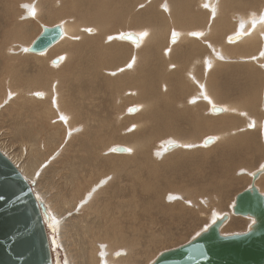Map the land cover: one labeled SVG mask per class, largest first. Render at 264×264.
Segmentation results:
<instances>
[{
	"label": "bare ground",
	"instance_id": "bare-ground-1",
	"mask_svg": "<svg viewBox=\"0 0 264 264\" xmlns=\"http://www.w3.org/2000/svg\"><path fill=\"white\" fill-rule=\"evenodd\" d=\"M96 1L97 5L93 0H37L31 5L35 8V15H29L28 11L26 20L32 16L46 21H58L57 24L63 29L62 37L44 52H31L29 48L37 37L28 44L34 28L26 21L19 26L22 34L18 32L10 40L7 39L8 43H4V53L0 57V106L8 104L4 106L0 117L5 113L17 117L20 128L24 130L22 134H25L19 142H30V150L26 147L16 150V145L6 142L8 138L3 139L2 136L0 150L11 159L29 183L37 181V186H33L32 190L36 198L45 203L47 212L52 216L82 211L76 212V216L69 219L73 234L78 237L75 246H81V264H139L144 261L158 243L161 244L165 239L157 234L156 214L167 215L177 221L185 216H209V210H205L204 206L211 204L210 209L221 211L219 215H213L215 217L212 222L225 213L229 216L221 227L222 233H233L245 226L248 229V222L242 219V215H232V208L224 212L226 209L223 210L222 206L231 189L244 179L247 180V177L234 176V173L240 171L237 169L243 168L242 172L251 175L252 182L253 172L264 164L262 162L252 172L246 169L264 151L256 139L260 136L264 144V98L259 99L262 104L260 108L259 103H256V94L251 92L246 95L247 87L242 88L243 83L247 85L248 82L250 86L254 84V87L261 75L264 78V55H261L264 53V22H261L264 0H209L215 8L212 12L204 9L206 0H166L165 5V0ZM67 8H72V11ZM186 10L191 12L188 20L183 22ZM205 11L208 17L204 16ZM18 16L21 21H25L21 13ZM193 25L204 26L192 32L190 29ZM41 26L43 30L46 25ZM126 27L136 28L137 31L118 33L117 30ZM233 27L240 28L228 34ZM207 30L218 35L215 40L210 37L211 34L203 38L193 35ZM111 33L118 34L109 37L107 44L111 41L114 44L106 46L102 40L105 41ZM128 33L136 34L139 40L133 42L125 39L123 34ZM236 35L237 38L232 39ZM20 36L26 38L27 45L19 43ZM173 36L175 39L172 41ZM124 41L139 48L131 54L121 51L119 46L128 45ZM21 48L27 53L22 52ZM235 52L260 70L248 63L243 67L234 66L230 58L234 57ZM22 54L33 56L26 60L28 63L21 65L25 69L23 74L18 72L20 62L24 59ZM159 54L160 58L153 56ZM122 55L130 56L126 62L118 65ZM55 58H59L58 62L54 61ZM31 61L35 62L34 65L26 69ZM233 69L238 74L234 77L231 76ZM110 77L116 79L111 80ZM86 79L89 83H84ZM140 81H145L143 86H139ZM134 82L138 87H134ZM235 82L238 84L235 85ZM107 85L110 86V92L106 94ZM237 86L240 88L235 89ZM232 91L239 93L238 96ZM161 102H164L165 110ZM110 105L112 108H120L117 120L133 122L129 127L132 128L124 136L118 134L120 121L115 120L111 130L102 129L107 122L105 111ZM216 106L221 107L222 112H214ZM187 107L197 114L193 121ZM227 110L225 114H220ZM207 112L210 120L206 119L201 124L200 117L206 116ZM243 114H250L253 118L250 122L242 119V123L238 118H243ZM10 127L12 130L8 135L14 137L17 131L12 124ZM77 128L82 130L76 131ZM203 131L204 134H213L208 136L213 138L210 144H205V139L197 135ZM167 132H172L167 135L173 136L174 140L169 139L170 144L165 148L173 151L166 152L164 147L158 148L156 144L147 148ZM66 136H70L67 148L71 147L72 155L69 156V152L65 151L66 157L61 161L64 170L58 166L59 161L47 164L48 167L44 169L48 156L56 152L57 148L65 146ZM106 136H111V143L124 141L126 152H115L116 146L105 145L108 139ZM200 139L204 145H210L202 153L209 155L215 151L214 161L221 162L211 164L212 170L207 180L208 187L216 195H204L205 202H209L202 205L193 202L195 200L191 198V207H186L184 203H187V194L200 197L197 191H189L187 186L182 190H164V187L175 186L176 179L182 183L194 182L198 185L199 177L193 175L192 179H186L183 176L186 171L183 169L192 163H199V152L185 149L199 144L197 142ZM111 148L114 156L104 157L103 152H111ZM153 148L162 151V158L159 159L157 153H153ZM230 149L233 151L227 153ZM237 150L245 154L235 157H240L238 160L242 165L233 170L235 167L232 159L239 153ZM109 159L118 162V165L105 167ZM125 166L129 167V171L124 170ZM102 171L106 173L101 174ZM108 172L114 174L112 178L117 175L119 181L114 178L115 181L109 184L106 191L98 193L99 202H91V193L96 190L95 187L107 182L102 180L98 183V180ZM99 173L98 179L94 180ZM130 174H136L138 179L134 176L128 180ZM44 175L53 182L64 183L63 191L66 193L62 194L61 202H58L60 194L55 197L56 193L50 194L47 188L41 190L40 180L41 177L43 180ZM262 176L264 172L257 179L256 185L264 193ZM103 192L104 197H101ZM168 192L184 196L183 203L169 205L167 208L164 201ZM177 197L173 195L171 198ZM57 202L60 210L55 207ZM100 204L106 205V211L103 210L105 212L101 213ZM97 217L103 219V222L95 224L94 218ZM52 219L49 215V220H44L53 262L72 264V260L69 261L70 258L67 259L64 254L63 244L57 240L56 235L60 236L56 229L57 221ZM53 248L61 250L60 253H54Z\"/></svg>",
	"mask_w": 264,
	"mask_h": 264
},
{
	"label": "rangeland",
	"instance_id": "rangeland-1",
	"mask_svg": "<svg viewBox=\"0 0 264 264\" xmlns=\"http://www.w3.org/2000/svg\"><path fill=\"white\" fill-rule=\"evenodd\" d=\"M36 1L37 0H0V57L3 55V53H4V51H3V49H4V46L6 45V44H4V43H8L9 41H7V39L8 40H10L13 36H15V34L16 33H18V32H20V30H19V26L22 24V23H24V22H26V21H29V22H27L29 25H31V26H33V28H34V31L30 34V39H29V41H28V44L31 42V41H33V39L34 38H36L39 34H40V32L42 31V26H41V24H44V25H46V26H54V25H56L57 23H58V21H46V20H44L43 18L42 19H36V18H34V17H32V16H29V19L30 20H26V15H27V12H28V9L27 8H25L24 7V5H29V6H31V5H33L34 3H36ZM133 1H135V0H133ZM22 2V4H19V3H21ZM93 2H94V4L95 5H97V1L96 0H93ZM167 1L165 0L164 1V5L165 4H167L166 3ZM205 4H207L208 5V7H205ZM21 5V6H20ZM22 5H23V7H22ZM194 5V2H193V4H192V6ZM142 7V6H141ZM203 7H204V9L205 10H208V11H210V12H212V11H214V7L210 4V1L209 0H206V2H204V4H203ZM21 10H24V12H22ZM67 10L68 11H72V8H67ZM190 10H186L185 11V14H184V16H183V22H185V21H187L188 20V17H189V15H190ZM206 12V14H204V16L205 17H208V15H207V11H205ZM22 14V18H24L25 19V21H21V19H19V14ZM215 15H216V13H215ZM211 16H212V13L210 14V18H211ZM214 16V15H213ZM202 26H204V25H202ZM202 26H200V27H202ZM200 27H197V25H193V28H191L190 30L192 31V32H194L193 31V29H197L196 31H199L198 30V28H200ZM238 28H240V27H237V29ZM124 29V30H123ZM136 28H121V30H117V31H119L118 33H120V32H124V31H130V30H134V31H137V29L135 30ZM237 29H234V27L232 28V29H230L229 31H228V34H230V33H234V31H236ZM201 31V30H200ZM118 33H111V34H109L108 36H107V39L104 41V39L102 40L103 42H104V45H106V46H110V45H113L114 44V42L113 41H111L110 43H108L107 44V41H108V39H109V37H116L114 34H118ZM141 33H143V32H141ZM20 34H22L21 32H20ZM211 34V35H210ZM205 35H210V37H212L214 40H215V38L218 36L217 34H215V33H211V31L210 30H207L205 33H203V32H201L200 33V37L199 38H203ZM220 35V34H219ZM24 40H25V42H24ZM26 42H27V40H26V38L25 37H19V43L20 44H22V45H27L26 44ZM123 42V41H122ZM125 42V41H124ZM168 42V41H167ZM218 43H220V41H217ZM25 43V44H24ZM125 43H128V45L126 44V45H124L123 47H120L119 46V50H121V51H125V52H127L128 54H131V52L133 53V51H134V49H138V48H136V47H134L131 43H129V42H125ZM216 50H221V49H216ZM21 51L22 52H24V53H27V52H25V50H23V48H21ZM152 53V52H151ZM29 54V53H28ZM28 54H22V56L24 57V59H23V62H20V68L18 69V72L19 73H21V74H23V72H24V68L23 67H21V65L23 64V63H28L26 60L27 59H31L30 57H33V56H29ZM48 53H46V55H47ZM153 54V53H152ZM234 55V57H232V58H230L229 60L230 61H233L232 63H233V65L234 66H236L237 68L238 67H243L242 65H244L245 63H248L247 62V59H245V58H242V57H240V55H239V53H234L233 54ZM129 56L130 55H128L127 57H124L123 55H122V59H121V62L118 64V65H120V64H122V63H124V62H126L127 60H128V58H129ZM154 57H158V58H160V56H161V54H159V55H153ZM236 60H235V59ZM237 59L238 60H240V61H237ZM243 59V60H242ZM25 60V61H24ZM244 61V62H243ZM241 62V63H240ZM35 63V62H34ZM34 63H33V61H31L30 62V66H27L26 67V69H30V67L32 66V65H34ZM248 64H250V65H252V66H254L257 70H260V68L258 67V66H256L254 63H248ZM239 65H241V66H239ZM263 68V67H262ZM264 69V68H263ZM102 70H103V68H102ZM103 72V71H102ZM1 73H2V71H1ZM0 73V74H1ZM104 74H105V70H104V72H103ZM219 73L221 74L222 73V70H220L219 71ZM236 75H238L237 74V71L235 70V69H233L232 70V74H231V76L232 77H234V76H236ZM119 77H121V76H119ZM241 77V76H240ZM242 78V77H241ZM110 79L111 80H114V79H116V77H114V78H112V77H110ZM244 81H246L247 82V80H244ZM127 82V81H126ZM84 83H89V81H88V79H86L85 80V82ZM144 83H145V81H140L139 82V86H143L144 85ZM236 84L235 85H237L238 83L237 82H235ZM256 85L253 87V85L252 86H250L249 84H248V82H247V85H246V83H243V89H244V87H247L246 88V90H245V94L246 95H250L251 94V92L252 93H254V94H256L255 95V98H256V103L259 105V107L261 108V106H262V104L260 103V100H262V98H264V78H263V76L261 75L260 76V79L259 80H257L256 82ZM124 84V83H123ZM258 84V85H257ZM259 84H261V85H259ZM123 86V85H122ZM121 86V87H122ZM138 87V85L134 82V87ZM253 87V88H252ZM202 88V87H201ZM237 88H240V86H237V87H235V89H237ZM234 89V88H233ZM259 89V90H258ZM108 92H110V86L109 85H107V87H106V94L108 93ZM234 94H235V96L237 97L238 96V94H237V92H234V91H232ZM256 92V93H255ZM232 93V94H233ZM259 97V98H258ZM260 99V100H259ZM109 100H111V99H109ZM162 104H163V108L165 107L164 106V102H161ZM6 104H8V103H5V104H3V105H1L0 106V114L4 111V106L6 105ZM167 104V103H166ZM165 104V105H166ZM255 102H254V108H255ZM222 106V105H221ZM224 107V106H223ZM6 109V108H5ZM166 108H164L163 110H165ZM181 109V108H180ZM118 110H120V108H112V106L110 105L109 107H108V110H106L105 112H107L106 113V115H107V122H105L104 123V125H103V128L102 129H105V128H107L108 130H111V128H112V126H114L115 125V120L116 121H120L119 119L117 120V114H118ZM124 110V109H123ZM122 110V111H123ZM187 110L188 111H190L191 112V110L187 107ZM202 111H203V109H202ZM128 112V111H127ZM226 112H228V110L227 111H225L224 113H220V114H225ZM211 114H214V113H212V112H210ZM182 113H179V115H181ZM201 114H202V112H201ZM203 114H204V112H203ZM202 114V115H203ZM3 115H5L4 117H3ZM26 115V114H25ZM189 115V117H190V119L193 121V117L196 119V117H197V114H196V112H191V113H189L188 114ZM206 116H203V117H200L201 118V124H203V122L204 121H207L206 119H208V120H210V114H209V112H207L206 114H205ZM219 115V114H218ZM245 115V116H244ZM237 117H239V115H236ZM12 117H13V119H12ZM9 116V114H7V113H5V114H2L1 115V117H0V137L2 136L3 137V139H6V138H8V140L6 139V142H9V143H11V145L12 144H14V145H16V147H15V149L16 150H21L22 148H27L28 149V151L30 150V142H23V143H21V142H19V141H21V138L25 135V134H22L23 133V129L22 128H20V126H19V123H18V120H17V117H15V116ZM124 117H126V115L124 116ZM251 118H253V116L252 115H250V114H243V118L242 117H239L238 119H239V121L240 122H242V119L245 121V122H250L251 121ZM10 120H12V122L10 121ZM25 120L26 121H28L29 120V118H25ZM247 120V121H246ZM10 122V123H9ZM121 123L119 124V126H121L119 129H118V134H121V135H126V133H128L127 131H129V129H131V128H129L132 124H133V122H131V123H125V122H127L125 119H122V121H120ZM243 123V122H242ZM8 124V125H7ZM10 124H12L14 127H15V129H16V133L13 135L14 137H10V134L8 135V133H10V130H12L11 129V127H10ZM126 124V125H125ZM263 124H264V117H263ZM79 128H77L76 129V131L78 130ZM258 129V128H257ZM79 130H82V128H80ZM5 131V132H4ZM250 131V130H249ZM204 132L205 131H203V132H201V133H198L197 135L198 136H202V138L201 139H205L206 137H208V136H212L213 134L212 133H205L204 134ZM7 133V134H6ZM71 133H74V131H72ZM168 133H171L172 134V132H167V133H163V134H161L160 136V138H157L153 143H151L147 148H150L151 146H152V144H156L157 146H158V148H163L164 147V149H165V151L166 152H171V151H173V150H167L165 147L168 145V144H170V140H174V138H173V136H169V135H167ZM242 134H246V135H248V133L247 132H243ZM8 136V137H7ZM1 137V138H2ZM70 136H66V144H65V146L63 147V148H57V150H56V152L55 151H53L52 152V154L51 155H49L48 156V159H46V163H45V165H44V169H45V167L47 168L48 167V165H52L53 163H55V161H59V164H58V166L60 167V168H62L63 169V164L61 163V161H62V159L64 158V157H66V154H65V151H68L69 152V156H71L72 155V151H71V147H68L67 148V142H68V140L70 141V138H69ZM108 139L105 141V145H108V144H110V147H114V146H117V145H121V146H123V144H125V142L123 141V142H121V141H114L113 143H111V136H106ZM260 136H257V141H258V144H261L262 145V147L264 148V144L262 143V141L260 140V138H259ZM43 138V137H42ZM20 139V140H19ZM170 139V140H169ZM201 139L197 142V143H199V144H196L194 147H192V148H186L185 150H187V151H192V152H199V155H198V160H199V163L198 164H196V163H192V165H187L186 166V168H184L183 169V171H186V174L185 175H183L186 179H192V176L193 175H195V176H198L199 177V181H198V185H196L194 182H191L190 184H187V183H182L181 181H180V179H176L177 180V182H176V184H175V186H172V187H170V188H165L164 187V190H168V189H179V190H182V189H184V187L185 186H187L188 188H189V191H197V193H199L200 195V197H197V195L195 194L194 195V197H191V196H189L188 194H187V197H185V201L187 202V203H184V206H186V207H191L190 205L191 204H189L191 201L190 200H192L191 198H193V200H195V201H193V202H195V203H197V202H200V205H202V203H208L209 201H207V202H205L206 200L204 199V195H209V196H211L212 197V195H211V193L213 194V195H216V192L215 191H213L210 187H208V183H207V180H208V177H209V174H210V172H211V170H212V167H211V164H215V163H217V164H220L221 162L219 161V160H217V161H214L216 158L214 157V155H215V151L214 152H211L209 155H207V154H203L202 153V151L203 150H205V148H210L209 146L210 145H204L203 143H202V141H201ZM74 141L77 143V139L76 138H74ZM91 141H93V139L91 140ZM17 142V143H16ZM166 142H169V143H167L166 144ZM201 142V143H200ZM16 143V144H15ZM173 143H176V142H173ZM160 145V146H159ZM212 145V144H211ZM208 146V147H207ZM213 146V145H212ZM211 146V147H212ZM202 149V150H201ZM152 151H153V153H157L156 155L158 156V158L160 159V158H162V151L160 150V151H158V150H156L155 148H153L152 149ZM230 151H233V150H228L227 151V153L228 152H230ZM239 153H236L235 155H234V159H232V161L234 162V167L235 168H233V170H235V169H237L238 167H240L241 165H242V163L238 160V159H240V157H238V159H235V157H237V156H240L241 154H245L244 152H242V151H240V150H237ZM115 152H117V151H115ZM264 151H262V153H260V155L257 157V159H255V161H254V163H252V164H250L249 165V167H246V169H248L249 171H254L255 169H257L258 167H259V165L262 163V162H264V153H263ZM255 153H256V151H255ZM114 151H112V148H111V152H107V153H104L103 152V156L104 157H112V156H114ZM159 154L161 155V156H159ZM263 155V156H262ZM183 156V155H182ZM191 156V155H190ZM94 157H96V154H94ZM263 157V158H262ZM261 158V159H260ZM48 164V165H47ZM111 165L113 166V165H118V162H112L111 161V159H109L108 160V162H107V166H106V162H105V167H107V168H110L111 167ZM255 165V166H254ZM240 169V171L239 172H237V174L236 173H234V176H240V177H247V180L246 179H244L245 180V182H244V180L240 183V184H238V185H236L234 188H232L231 189V191L229 192V195L227 196V198L224 200L225 202H223V206H225V207H223L222 206V208H223V210H225L224 212H228V208H232V206H233V204H234V201H235V198H236V195L239 193V192H241L242 190H244L245 188H247L250 184H251V175H248V174H246V173H243L242 171H243V168H238L237 170H239ZM64 170V169H63ZM124 170L125 171H129V167H126L125 166V168H124ZM65 171H68L69 172V170H65ZM64 171V172H65ZM103 172L104 173H106V171H102L101 172V174H103ZM51 173V172H50ZM50 173L49 174H47V177H49V175H50ZM241 173V174H240ZM112 174L113 173H111V172H108L107 174H105V175H103L99 180H98V183L99 182H101L102 180L104 181V180H106L107 182H105L102 186H100L99 187V185H100V183L98 184V186H96V187H99V188H96L95 187V189L97 190H92L93 192L91 193V197H90V200H91V202H95L94 200H96V202L95 203H98L99 202V198H98V193L100 192V191H106L107 190V187H109V184L111 185L112 184V181H115V179L117 180V181H119V179L115 176V177H111L112 176ZM122 174H125V173H122ZM109 175V176H108ZM114 175V174H113ZM247 175V176H246ZM98 176H100V173L99 174H97L96 176H95V179L94 180H97L98 179ZM136 177V174H130L129 175V177H128V180H130V179H132V177ZM107 177V178H106ZM262 177H264V176H262ZM38 178V177H37ZM109 178V179H108ZM115 178V179H114ZM137 178V177H136ZM138 179V178H137ZM263 179V178H262ZM41 180H42V177H41ZM41 180H40V187H41V190H46V188H47V191L48 192H50V194L52 193H56V195H55V197L56 196H58L59 194V200L60 201H58V202H61L62 201V198H63V195H65V190L63 191V189H65V188H63V186H64V183L63 182H61V183H57V182H53L52 180H49V179H46V175H44L43 176V180H42V182H41ZM47 180V182H45ZM49 180V181H48ZM43 183H44V185H43ZM49 183V184H48ZM63 183V184H62ZM97 182H95L94 184H96ZM37 181H34V182H32L31 183V185H32V187L34 186V187H36L37 185ZM48 184V185H47ZM106 185V186H105ZM44 186V188H42ZM46 186V187H45ZM84 186V185H83ZM82 186V187H83ZM105 186V187H104ZM202 187H205V188H202ZM203 190H202V189ZM240 189V190H239ZM260 189V188H259ZM60 191V192H59ZM59 192V193H58ZM88 192L89 191H87L86 192V194L88 195ZM58 193V194H57ZM104 193L105 192H103V193H101L100 194V196L101 197H104ZM63 194V195H62ZM103 195V196H102ZM173 195H175V196H178L176 199L175 198H171ZM62 197V198H61ZM184 197V196H183ZM183 197H181L180 196V194H178V193H174V192H168V194H167V197H166V199H165V206L167 207V208H169L170 206L169 205H173V204H182L183 203ZM206 198H208V196H205ZM187 198V199H186ZM215 198V197H214ZM189 199V200H188ZM58 202L56 203V205H55V207H57L59 210L61 209V208H59L58 207ZM45 204V203H44ZM199 204V203H198ZM59 205H61V203L59 204ZM100 205H102V204H100ZM105 206V208L103 209V207ZM210 207H211V204L210 205H205L204 206V209L205 210H209V212H208V215L209 216H185V217H183V218H181L179 221H177V219L176 220H174L172 217H170V216H162V215H160V214H156V216H155V220H157V222H158V225H156V230H157V234L159 233V237L161 236V238H165L164 239V241H162L161 242V244L160 243H158V245L156 246V248L153 250V252L149 255V256H147L148 258H146V259H144V261H142V262H140L139 264H150L161 252H163V251H166V250H169V249H172V248H175V247H178V246H180V245H182V244H184V243H187L188 241H190L193 237H195L196 235H198L200 232H202L203 231V229L205 230V229H207L213 222H212V220H213V218L215 217V216H213V215H219V213L221 212V211H219L218 209H216V208H212V209H210ZM227 207V208H226ZM48 208V207H47ZM56 208V209H57ZM202 208V207H201ZM100 210H101V213H102V211L103 210H105L106 211V205L105 204H103L100 208H99ZM105 211H103V212H105ZM214 211V212H213ZM77 213H82V211H76ZM74 213V214H77V213ZM83 212H84V210H83ZM197 212V211H196ZM198 213V212H197ZM48 214L50 215V218L52 219V220H54L56 223H57V225H56V229H57V231L59 232V235L60 236H58V235H56L57 236V240H58V242L60 243V244H63V249H64V254H65V256L67 257V259H68V257L70 258V259H68L69 261L70 260H72V261H70L72 264L74 263V264H81L80 263V260H81V256H80V252H81V246L80 245H77V246H75L76 244V242L78 241V237H77V235L76 234H73V230H72V225H71V223H70V218H72L73 216H76V215H74L73 214V212H71V213H68V214H65L64 215V213L62 214V216H59V215H57V216H52L51 215V213L50 212H48ZM226 214V213H225ZM63 215H64V217H66V218H64L63 217ZM94 215H96V213L94 212ZM158 215V216H157ZM232 215H238V214H235L234 212L232 213ZM101 216H102V214H101ZM104 216V215H103ZM238 216H240V214L238 215ZM242 217V219H246V221L249 223V221H250V224L252 223V218H250V217H247V216H241ZM59 218V219H58ZM60 219H62V220H60ZM95 219V224H98V223H102L103 222V219H101V218H94ZM59 220L61 221L60 223H59ZM215 220V219H214ZM174 222V223H173ZM247 223V225H248V227H249V225L250 224H248ZM168 224V225H167ZM161 225V226H160ZM167 225V226H166ZM62 226V227H61ZM168 226H169V228H168ZM246 228H244L243 227V229L242 228H239V229H237V230H235V232L237 231H239V232H245V231H247V226H245ZM162 229V230H161ZM244 229H246V230H244ZM241 230H243V231H241ZM48 231V230H47ZM65 232H66V234H65ZM234 232V231H233ZM165 233H166V235H165ZM48 234H49V231H48ZM170 234V235H169ZM224 234H229V233H224ZM69 235V236H68ZM164 235V236H163ZM170 236V237H169ZM61 237V238H60ZM174 237V238H173ZM49 238H50V236H49ZM167 238H169V239H167ZM60 239V240H59ZM79 239H80V237H79ZM173 239V240H172ZM172 240V241H171ZM168 241V243H166V242ZM77 250V251H76ZM53 251H54V253H56V252H58V254L60 253L59 251H61V250H59L58 248H53ZM66 251V252H65ZM70 251V252H69ZM66 254H68V255H66ZM77 254V255H76ZM73 255V256H72ZM75 256V257H74Z\"/></svg>",
	"mask_w": 264,
	"mask_h": 264
},
{
	"label": "water",
	"instance_id": "water-1",
	"mask_svg": "<svg viewBox=\"0 0 264 264\" xmlns=\"http://www.w3.org/2000/svg\"><path fill=\"white\" fill-rule=\"evenodd\" d=\"M62 34L59 24L43 26L29 51L44 52ZM123 37L139 40L134 33ZM213 111L222 112V108L216 106ZM212 141V137L205 138V144ZM115 150L126 152L124 146H116ZM263 172L264 164L253 172L251 184L236 195L232 206L235 214L255 221L247 231L222 233L221 227L229 219L224 214L187 243L161 252L150 264H264V193L256 185ZM44 219L49 220L46 206L36 198L31 183L18 167L0 150V264H54Z\"/></svg>",
	"mask_w": 264,
	"mask_h": 264
},
{
	"label": "snow or ice",
	"instance_id": "snow-or-ice-1",
	"mask_svg": "<svg viewBox=\"0 0 264 264\" xmlns=\"http://www.w3.org/2000/svg\"><path fill=\"white\" fill-rule=\"evenodd\" d=\"M24 7L28 9L29 15H32V16L35 15V8H34V6L24 5ZM205 7H208V5L205 4ZM261 22H264V16L261 17ZM88 31H91V29H89ZM142 35H147V33L146 32L145 33H142ZM174 35H175V33H174ZM193 35H200V34L199 33H193ZM261 55H264V53H261ZM129 67H131V65H129ZM37 95H40V93H37ZM186 147H191V145H186ZM127 151L130 152L131 149H127ZM252 223H255V221L253 220ZM102 255H103V253H102Z\"/></svg>",
	"mask_w": 264,
	"mask_h": 264
}]
</instances>
